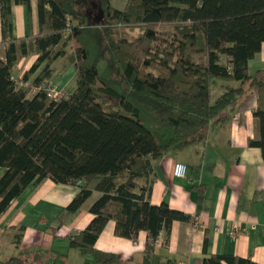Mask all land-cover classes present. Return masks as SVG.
I'll return each instance as SVG.
<instances>
[{"label": "trees", "instance_id": "trees-1", "mask_svg": "<svg viewBox=\"0 0 264 264\" xmlns=\"http://www.w3.org/2000/svg\"><path fill=\"white\" fill-rule=\"evenodd\" d=\"M0 2L6 44L0 53V214L46 177L76 184L65 211L80 208L94 191L99 195L88 207L89 223L65 234L70 246L91 254L95 264H117L115 253L94 245L114 220L117 236L136 239L147 231L142 264H153L159 232L192 216L149 201L152 159L201 141L210 124L230 118L226 111L237 97L255 88L257 137L248 144L260 148L264 161V68L248 70L264 41V0H126L122 8L112 0H36L38 32L19 38L12 35V0ZM157 34H168L171 47L156 46ZM67 43L75 83L53 99L45 88L50 65ZM30 53L37 56L22 80L14 78L18 58ZM33 74L31 84H21ZM31 86L36 91L29 95ZM214 86L222 89L215 98ZM195 187L201 201L206 184ZM49 253L22 252L0 264H43ZM161 264L177 263L166 258ZM201 264L260 263L212 253Z\"/></svg>", "mask_w": 264, "mask_h": 264}, {"label": "crops", "instance_id": "crops-1", "mask_svg": "<svg viewBox=\"0 0 264 264\" xmlns=\"http://www.w3.org/2000/svg\"><path fill=\"white\" fill-rule=\"evenodd\" d=\"M11 16L13 37H30L38 32L36 0H30L29 5L12 0ZM1 25L0 2L3 57L6 44L2 43ZM60 48L61 43L54 46L56 50ZM63 50L51 63L48 79L61 95L73 86L75 79L70 43ZM36 56L37 53L20 56L13 77L21 79ZM260 68H264V41L248 60L250 73ZM68 71L70 76L64 79ZM33 76L21 84H31ZM35 91L36 87L31 86L29 95ZM221 92L215 87L212 97ZM247 92L228 106L230 118L221 124H210L201 141L170 148L152 159L149 201H164L192 216L191 221L174 220L168 233L164 229L159 232L162 242L155 244L153 264H161L166 258L177 264H201L212 253H232L264 264V161L260 148L248 144L249 138L257 137V130L253 117L256 91L253 88ZM177 160L186 164L184 176L173 174ZM198 184H206L201 201L196 200ZM77 190L76 184L57 183L46 177L38 185L29 184L13 198L0 214V261L39 249L50 251L43 264H95L91 254L71 247L65 237L82 230L94 215L88 207L99 195L97 191L77 210L65 211ZM61 215L62 223L57 225ZM114 224V220L107 221L95 247L115 253L117 264H142L147 231L140 230L136 239L125 238L115 235ZM230 230H235V234Z\"/></svg>", "mask_w": 264, "mask_h": 264}, {"label": "rangeland", "instance_id": "rangeland-1", "mask_svg": "<svg viewBox=\"0 0 264 264\" xmlns=\"http://www.w3.org/2000/svg\"><path fill=\"white\" fill-rule=\"evenodd\" d=\"M125 1L126 0H112V4L117 7V8H122L125 4ZM137 33V30H134V31H127L126 34L128 36L130 35H133V34H136ZM170 36L168 34H157L156 35V38L154 39V44L158 47H162V48H170L171 45H170ZM68 44V43H67ZM69 48V47H68ZM69 74V75H68ZM58 76V73L55 72V77ZM70 76V72L68 71L64 77L65 78H68ZM75 83V79L73 78L72 79V85H74ZM49 84V83H47ZM217 86V85H216ZM214 86V88L216 87ZM213 88V89H214ZM60 92V91H59ZM234 102V101H233ZM233 102L231 104H233ZM93 198H95V195L92 196Z\"/></svg>", "mask_w": 264, "mask_h": 264}, {"label": "built area", "instance_id": "built-area-1", "mask_svg": "<svg viewBox=\"0 0 264 264\" xmlns=\"http://www.w3.org/2000/svg\"><path fill=\"white\" fill-rule=\"evenodd\" d=\"M46 90H47V95L50 96L51 98L53 99H56L58 94H59V91L57 89L56 86L52 85V84H47L45 86ZM185 172H186V164L180 160H177L175 163H174V166H173V174L175 176H184L185 175ZM230 233L231 234H235V230H230ZM162 240H161V235L160 233L157 235L156 237V240H155V243H161ZM181 264H184V263H181Z\"/></svg>", "mask_w": 264, "mask_h": 264}, {"label": "bare ground", "instance_id": "bare-ground-1", "mask_svg": "<svg viewBox=\"0 0 264 264\" xmlns=\"http://www.w3.org/2000/svg\"><path fill=\"white\" fill-rule=\"evenodd\" d=\"M58 91H59V90H58ZM60 95H61V94H60V92H59V94H58L57 98H58ZM49 97H50V96H49ZM57 98H56V99H57Z\"/></svg>", "mask_w": 264, "mask_h": 264}]
</instances>
